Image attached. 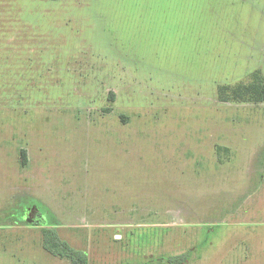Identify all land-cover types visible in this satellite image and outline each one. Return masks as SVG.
Instances as JSON below:
<instances>
[{
	"label": "rangeland",
	"instance_id": "rangeland-1",
	"mask_svg": "<svg viewBox=\"0 0 264 264\" xmlns=\"http://www.w3.org/2000/svg\"><path fill=\"white\" fill-rule=\"evenodd\" d=\"M254 70L264 0H0V264H264Z\"/></svg>",
	"mask_w": 264,
	"mask_h": 264
},
{
	"label": "trees",
	"instance_id": "trees-1",
	"mask_svg": "<svg viewBox=\"0 0 264 264\" xmlns=\"http://www.w3.org/2000/svg\"><path fill=\"white\" fill-rule=\"evenodd\" d=\"M246 81H240L235 84H222L217 86V98L219 102L229 103H249V104H260L264 103V76L260 70H254L247 75ZM110 102H113V95L110 94ZM20 162L21 166L25 167L27 164V154L25 150L20 151ZM35 208L37 209L38 216L46 213L52 217L51 212L40 203L34 202ZM43 210V211H41ZM31 213V211H29ZM50 225L40 223V221L34 222L33 226H44L42 229L45 236L43 241V247L46 251L51 252L55 257H59L61 260L66 261L68 264H89L88 257L81 251H76L67 244L62 242L60 238L54 237L51 233L54 232L51 229L55 225L54 221L50 222ZM49 234V235H47ZM51 242V243H49ZM190 255V253H189ZM188 254H181L177 256L164 257L163 261L165 264H188Z\"/></svg>",
	"mask_w": 264,
	"mask_h": 264
}]
</instances>
